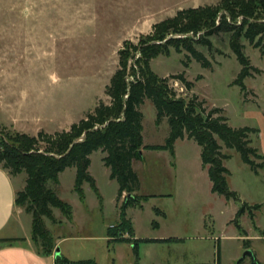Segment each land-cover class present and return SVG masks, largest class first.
Masks as SVG:
<instances>
[{"label":"rangeland","instance_id":"obj_1","mask_svg":"<svg viewBox=\"0 0 264 264\" xmlns=\"http://www.w3.org/2000/svg\"><path fill=\"white\" fill-rule=\"evenodd\" d=\"M220 1L0 0V125L8 134L28 137L68 131L100 103H110L105 90L119 68L124 43L136 45L153 26L179 12ZM210 42V50L196 47L210 64L207 70L175 49L152 61L151 70L169 81L178 99L195 96L207 113L221 110L231 129L257 131L250 135V147L264 158V57L244 43L245 55L259 73L244 82L242 93L236 84L241 68L227 37ZM180 76L191 91L171 80ZM140 111L144 145L164 146L169 136L166 120L157 125L150 102ZM216 140L229 157L223 162L229 172L227 185L239 201L213 192L202 150L194 141H178L173 158L168 152H143V161L134 163L133 171L139 181L136 194L147 200L128 213L141 241L135 251L126 245L107 248L108 226L116 224L120 208L115 198L120 205L126 194L117 201L118 184L111 180L102 154L96 153L89 175L101 201L88 183L82 186L81 201L74 191V169L60 175L59 186L48 185L73 213L71 226L54 229L45 221L55 243L67 239L57 250L74 261L92 258L93 264H252L250 258L243 259L248 243L255 260L264 264V167L254 172L236 151ZM18 177L26 180L24 174ZM243 206L251 209L253 220L247 211L234 222ZM53 213L63 218L58 210Z\"/></svg>","mask_w":264,"mask_h":264},{"label":"trees","instance_id":"obj_2","mask_svg":"<svg viewBox=\"0 0 264 264\" xmlns=\"http://www.w3.org/2000/svg\"><path fill=\"white\" fill-rule=\"evenodd\" d=\"M222 35L227 37L229 49L241 68L236 84L244 93V82L252 77V73H259L251 67L244 43L264 57V0H221L216 6L179 12L174 18L153 26L151 34L140 37L136 45L124 43L118 52L119 68L105 90L110 103H100L68 131L28 137L8 134L0 125V169L11 177L26 176L24 190L17 193L15 205L32 217L31 240L41 256H55V239L45 222L49 221L52 226L61 224L54 217L53 210H58L68 223H73L72 209L48 185L59 186V176L68 169H74V191L81 201H84V183L90 185L101 201L95 181L89 175L90 157L98 152L106 154L103 163L110 169L111 180L118 184L117 201L120 202L126 194L119 208L120 224L109 229L107 236L110 238H120L125 234L133 236L126 212L140 207L147 200L136 194L139 181L133 164L142 162V154L146 151L168 152L173 158L178 141H194L201 148V160L209 169L214 193L239 201L228 188L229 172L223 162L229 157L222 154L216 138L227 150L236 151L242 162L257 172L264 167V158L250 147V135L258 132L248 128L231 129L227 119L220 116L221 110L207 113L204 103L198 102L195 96L188 101L178 99L169 87V81L156 76L150 65L159 56L168 57L170 49H175L177 54L185 53L207 70L210 64L196 47L210 50V39ZM171 80L180 81L188 92L191 91L190 83L183 76ZM146 102L156 110L157 125L163 120L168 123L169 136L164 146L144 147L140 110ZM254 159L262 163L256 164ZM250 210L243 206L234 222L248 212L253 220ZM119 240L128 242L122 238ZM21 242L24 240H0V248ZM249 248L246 243L245 249ZM55 259V264H93L69 262L61 256H55ZM256 264L260 263L256 261Z\"/></svg>","mask_w":264,"mask_h":264},{"label":"crops","instance_id":"obj_3","mask_svg":"<svg viewBox=\"0 0 264 264\" xmlns=\"http://www.w3.org/2000/svg\"><path fill=\"white\" fill-rule=\"evenodd\" d=\"M143 144H144V140H143ZM144 147H148V146L144 145ZM98 153L102 154L103 157L102 162H103V159L106 158V154H103L101 152ZM92 156L90 157V161ZM59 184H60V176H59ZM24 187H25V181L22 182V180L19 177H11L6 171L0 169V240H24V242L14 245H5L2 248H0V264H55L56 262L55 256L43 257L38 253L31 240L32 217L29 214L25 213L24 210L16 207L15 205L16 195L17 193L22 192L24 190ZM114 205L116 206L117 210L121 206V204L116 205V198ZM131 209L127 210L126 219L131 223L133 236H129L128 234H125V236H123V240L128 241L127 243L120 242L119 240L120 238H112V237L110 238L107 236L104 239L105 242L107 243L106 245L107 248L115 249L122 245H126L132 247L131 249L133 251L137 249L136 242L141 241V239H139L133 219L129 218L128 213L129 210ZM117 214H118V219L116 224L109 225L108 226L109 229H114L120 224V213ZM54 217L56 218L55 215ZM56 219L57 221L61 222L62 225L69 224L71 226L73 224V223H68L62 217ZM60 227L56 226L54 227V229H58ZM55 238L56 237L54 236V239ZM66 240L67 239H64L62 241H66ZM62 241L55 243V251L58 249V246L60 245V243H62ZM108 254L109 256H107L106 258L108 261H110L111 254L110 253ZM60 256L69 262L93 261L92 258H84L74 261L73 258L70 257L71 255L69 254L63 255L62 252H60ZM116 259L122 260L121 257L118 255ZM110 264H117V261L114 260L110 262Z\"/></svg>","mask_w":264,"mask_h":264},{"label":"water","instance_id":"obj_4","mask_svg":"<svg viewBox=\"0 0 264 264\" xmlns=\"http://www.w3.org/2000/svg\"><path fill=\"white\" fill-rule=\"evenodd\" d=\"M55 256H56V257H59V256H60V251H59V250H56V252H55ZM246 257H248V258L251 259L252 264H256L255 257H254L253 253H252L250 250H248V251L245 253L243 259H245Z\"/></svg>","mask_w":264,"mask_h":264}]
</instances>
